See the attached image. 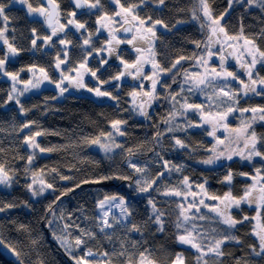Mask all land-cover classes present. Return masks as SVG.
Returning a JSON list of instances; mask_svg holds the SVG:
<instances>
[{
	"label": "trees",
	"instance_id": "1",
	"mask_svg": "<svg viewBox=\"0 0 264 264\" xmlns=\"http://www.w3.org/2000/svg\"><path fill=\"white\" fill-rule=\"evenodd\" d=\"M0 2L6 4L5 15L8 16L7 21L0 17V29H6L5 38L21 50L16 56H8L5 65L7 71L19 73L20 81L35 82L36 78L43 76L38 69L44 68L52 81H59L61 67L59 70L55 68L56 57L59 55L60 59H65L63 53L66 50V75L71 71L70 68L73 69L74 65L80 64L86 58L87 68L93 71L99 69L97 77L100 80L111 81L99 85L95 78L93 88L99 86L102 91H108L116 97H108L112 101L100 99L102 97L96 95L93 98H75L61 94L55 83L44 80L39 88L29 87L18 97L20 105L26 110L22 112L15 100L8 101L13 81L0 73V163H3L13 176L11 186H0V207L14 205L0 211V238L17 250H22L24 264H75L72 257L85 255L88 248L95 254L93 257H87L93 264H103L106 259L111 264H128L129 259L131 264H137L139 253L145 249L148 250L146 256L154 264H172L177 254L183 256L184 264H197L199 253L190 245L177 242V235L182 233L183 229L176 227L181 211L179 205L194 202L193 197L189 194L188 200L185 201L182 197L164 195V192L173 188L187 192L188 189L183 184L184 178L187 177L192 185L191 192L196 193L195 201L207 195L223 196L229 191L233 196L239 197L254 182L252 176L257 168H260L261 175H264V161H261L260 157H254L251 161L228 160L219 167H205L198 163L209 156L207 149L211 144L205 129H192L189 126L201 122L198 118L201 114L196 113L197 111L192 110L194 113L191 120L181 131L170 132L163 126L165 117L173 110L186 112L181 108L184 97H180L178 102H173L170 100V94L179 93L176 86L182 82L183 73L191 67L196 68V57L200 56L205 50V45H208V28H201V21L192 19L193 10L198 9L197 0H165L160 7L156 6L159 0H121L125 6L137 5L134 12L146 21L145 29L156 20H161L168 26L164 29L163 26L156 25L153 29L156 33L154 42L157 62L161 69L170 68L180 56L186 57L185 62L181 61L176 70L161 74L162 81L164 79L166 85L170 86L161 95V106L164 110L160 113L161 118L155 114L156 118L151 117L146 121L134 112L135 100L132 93L137 87L111 79L122 71L120 59L117 57L116 60L101 66L102 58L108 60L107 48L112 47L108 44L111 39L110 31L115 34V29L123 24L121 17H114L112 20L99 19L105 13L113 17L114 12L119 10L113 0H100L102 7L83 11H75L72 0H55L59 5L60 24L66 22L68 13L75 11V19L81 23L86 22L87 31L81 29V33L76 34L73 26H67L65 34H61L60 38L66 35L71 44L65 49V45L53 39V48L50 50L45 49L42 39L37 40L35 48L31 44L32 29H35L36 35L40 37L50 34L51 29L45 27L43 17L41 19L35 14H29L27 6L17 0ZM29 2L33 7L44 5L41 0ZM209 3L214 16L223 14L221 22L228 35L252 40L256 47L264 51V9L256 4L249 5L247 0L243 3L238 0H231V3L230 0H209ZM197 15H200L198 11ZM149 17L151 19H148ZM129 18L131 19V16ZM135 28L137 30V26ZM89 33L90 43L84 45L83 41L89 38ZM195 42H199L200 46L197 47ZM6 46L0 39V58L8 55ZM101 48L105 50L96 51ZM117 51L129 64L135 62L134 53L128 47ZM33 65L36 66V76L27 70ZM254 70L259 79L264 78V62H258ZM16 87L23 90L25 85L17 83ZM234 89L238 90V87L235 86ZM193 104H198V100L195 99ZM203 106L205 110L210 108L208 104ZM238 106L240 109L264 107V94H241ZM203 111L204 109L201 112ZM116 120L126 122L119 125L124 132L119 139L120 147L110 155L92 149L89 141L109 133L112 122ZM26 123L30 124V127H23ZM252 129L261 141L257 148L264 152V122L254 124ZM37 131L43 134L34 137L35 143L52 151L40 152L39 148L25 143V138ZM157 132L161 133L160 137H156ZM176 139L181 140L187 147L176 145ZM29 156L33 157L31 164L27 161ZM163 158L169 162L167 169L161 161ZM129 162L141 166L143 170L148 166L149 170L137 173L129 166ZM229 171L233 175L231 183L224 181ZM161 172L164 175L156 180L149 192L138 190L136 179L150 181ZM240 173L248 175L242 176ZM62 176L69 179H61ZM102 176H128L130 179L83 183L98 180ZM33 177L36 181L51 183L53 189L33 196L27 187L32 183ZM205 181L206 193L198 187ZM77 184L80 187H76ZM112 195L123 196L129 201L130 220L127 224H117L111 230L101 231L98 202L102 197ZM149 199L155 203L156 209L164 214L163 231L157 230ZM199 207V215L205 216V219H197L195 223L205 237L203 244L206 246L212 243L213 238L218 239L224 235L227 226L220 222L216 213L202 205ZM230 214L237 220L244 216L249 217L229 230L240 243L229 241L222 246L223 256L214 257L209 254L204 259L208 264H264V254L257 256L253 252V246L259 251V239L255 232L260 230V226H264V210L261 211L259 221L253 219L256 211L252 205L241 204L239 208L233 206ZM56 224L60 225L70 239L73 254L69 255V250L56 239ZM132 225H136L140 231L132 230ZM81 229L95 233V238L85 236L86 244L76 246L75 238L81 236ZM105 251L109 253L107 258L101 255ZM121 251L125 253L123 256L119 255ZM0 264H17L16 257L3 246H0Z\"/></svg>",
	"mask_w": 264,
	"mask_h": 264
},
{
	"label": "snow or ice",
	"instance_id": "2",
	"mask_svg": "<svg viewBox=\"0 0 264 264\" xmlns=\"http://www.w3.org/2000/svg\"><path fill=\"white\" fill-rule=\"evenodd\" d=\"M20 4L27 6V11L29 14H36L38 16H41L44 18V22L51 28V33L47 36L40 37L36 35V30L32 29L33 38L31 40V44L33 48L36 47L37 40L42 39L44 42V45L47 46L51 43L52 38L57 36L58 32H63L64 29L67 26H74L77 31L83 29L87 31L86 29V22L81 23L80 21L76 20V12L72 11L67 14V19L64 24H59V5L55 3V0H46L47 5L51 6V10L49 7H46L44 5H40L38 7H33V5L29 2V0H17ZM113 2L119 6V10L115 11L113 14V17L108 16L107 13H105L103 16H101L99 19L104 20H112L114 17H121L123 23H128V17L131 16L132 20L138 21L139 27H137V32L135 35L131 37V39L120 40L118 37L110 31V37L111 39L108 41L109 45H112L113 41L116 42V44L120 43H128L132 44L135 47V50L140 53L143 51L142 48L137 47L134 44V41L139 39L144 40L146 39L145 36H140V29L143 28L146 24V21L143 19H140L134 12L137 5L135 4H129L128 6H125L121 3V0H113ZM165 0H159V3L163 5ZM238 2L243 3L244 0H238ZM73 3L75 5L76 9L80 8H90L94 9L98 6L102 7L100 5V0H73ZM198 3V9H194L192 12V19L194 20H200V27L205 28L207 27L209 30V41L210 44L205 45V54L200 55L196 57V63L200 64L201 67H203V72H196V73H183L184 75V83L190 84L191 87H189L188 91H192L193 89H198L200 91H204L205 88L212 87L215 81L218 80H224L227 81L229 78L232 81H238L241 88L239 90L232 89L230 84H223L218 86V92L222 94L223 97H227L229 101L232 102L223 112H217L215 115H213L211 112L207 113V116L202 115L203 123L211 125V130L208 132V135L215 137L216 132L218 130V126H222L225 128V130H228V125L226 123H221L223 121H226L228 114L239 110L242 113L251 112L253 114V118L251 122L243 123L242 126L239 129L233 130L237 132V139L243 140V148L239 149V151H228L227 146L219 152H214V156L210 157L209 159L203 161L206 164H213L217 160H219L221 157L226 158L227 160H232L233 155L240 156L244 160L251 161L253 157H260L261 161H264V152L260 151L257 148V144L261 141L258 139L257 134L254 129H252V122H254L256 114L259 113V119L264 120V107L261 108H243V109H237L235 105L239 104V98L241 94L243 96H247L249 92L254 93L256 95H262L264 94V78L256 79L253 76V69L255 68L256 64L258 62H264V51H261L258 47L255 46L254 42L252 40H248L245 38L244 45H245V52L250 57V60L243 61L241 56H236L235 52L229 53L227 56L224 54L226 51L223 47V43L225 41H222L220 39V36L218 33L223 34L224 37H226L227 40H234L237 39L236 37L229 36L228 33L225 31V28L223 25H221V20H223V14H221L219 17H216L213 15V11L211 8V5L209 3V0H197ZM231 3V0H230ZM247 3L249 5L256 4L261 9H264V0H247ZM6 10V4L0 2V17H2L5 21L8 20V16L5 15ZM197 11L200 13V15H197ZM148 19H151L150 17ZM55 22V23H54ZM99 23V20L97 21ZM59 24V27H56L55 25ZM157 24L162 25L163 27L167 28L168 26L163 24V21L156 20L154 21L150 26H148L145 31L146 33H150L151 37H155L156 33L153 30ZM106 27V25H104ZM6 29H0V39L3 40L4 44L8 46V55H6L4 58H0V73H3L5 76L9 77L12 81V92L8 95V101L15 100L16 104L20 105L19 96H22L25 91L31 88H39L41 83L44 82V80H48L51 83H55L56 87L59 89L60 93L63 94L65 91H67V88L63 87V83L65 80L69 81L70 83H74L75 87L77 88H84L86 85L83 83V74L80 73L76 69H72V71L76 72V76L71 75H65L64 72H61V77L59 81H52L51 78L48 76L47 72L44 68H39L38 71L43 74L42 78H36L35 82L32 80L27 81H20L19 80V73L17 72H9L6 70L5 65L8 61V56H16L21 51L20 49L16 48L12 44L9 43V41L5 38L4 32ZM125 32H131V28H125ZM243 29H241V32ZM89 38L84 39L83 44L89 45L90 43V36L91 33L88 34ZM213 37L216 39L213 40ZM149 48H151L152 40L151 38H147ZM58 42L62 45H65V49L69 44H71V41L67 39V36L65 35L63 38H59ZM197 44V47L200 46L199 42H195ZM211 44H220L221 47L217 48L215 51L212 50ZM248 45H252L251 47H247ZM228 47H234L233 45L229 44ZM105 49H97L96 51H104ZM107 51L109 53V56L116 54L118 59H120L121 64L125 69L129 68H135L137 73H140L142 70V65H140V57L137 58L136 62L133 64H129L127 61L123 60L119 54L117 53L116 47H109L107 48ZM64 57L65 59H60V56L58 55L56 57V64L55 68L60 69L62 64L67 63V51H64ZM91 53H89L90 55ZM258 54V55H257ZM154 55V54H153ZM213 56H217L219 59V65L217 70V67L211 66L209 64V61ZM229 56H232L236 59L237 63H239L240 67L246 70L247 75V82L243 79H240L239 76L235 72L229 71L228 68L225 66L226 61ZM186 57L180 56L174 63H172L171 67L168 69H159L157 63L155 60L148 61L152 64V75L147 76L146 79L151 80V88L148 92L143 93L142 95L146 98L142 104L139 107L141 115L148 116L147 111L144 109V104H149L152 100L157 99L156 95V87L157 83L159 82L158 79H154V77L158 76V72H171L172 69H175L178 64L182 60H185ZM108 60L106 58L101 59V66L104 64H107ZM87 59L80 63L79 67L83 68L85 72L90 73L92 77L96 78L99 85H103L106 83H110V80H100L99 77H97V69L96 71H93L90 68L86 67ZM137 65H140V67H137ZM28 71L33 73V76H36V66L33 65ZM21 71H24V69H21ZM131 74V73H128ZM125 75L124 71L119 72L115 76H113L111 79L115 81H120L121 78ZM258 76V73H257ZM79 77V79H77ZM173 82L175 83V79H173ZM17 83H23L25 85V88L23 90H20L16 87ZM258 85L260 86V90H258ZM162 88L170 87L166 84H161ZM227 89V91L225 90ZM88 91L94 92L96 96L98 97H111L112 99H116V97L112 96L110 92L108 91H102L101 87L97 86L95 88H88ZM183 91V88L181 89ZM15 93V95H13ZM180 93H176L175 95L170 94L171 99L175 100V96L179 95ZM133 96L137 95V93H132ZM167 98V97H166ZM182 109L185 110H194V111H202L203 105L201 104H191V103H184L181 105ZM20 109L22 112L26 111L23 108V105H20ZM183 114V113H181ZM175 114H173L174 116ZM34 123V122H32ZM126 123L125 121L116 120L112 122V128L118 132L120 135H124V132L121 131L119 125ZM165 123H168V121H165ZM189 126H192L189 124ZM202 126V125H197ZM23 127L28 128L30 127V124H24ZM251 129V131H250ZM168 131H172L171 128L168 129ZM43 133L40 131H37L34 133V135H30L25 138V143L30 144L33 148H39L40 152L45 151H52V149H45L41 148L38 143H35L34 137L40 136ZM102 136L105 134H101ZM107 136L111 137L112 133H107ZM161 133L157 132L156 137H160ZM91 144L98 145L100 148H102L106 153L110 152L112 150L111 145L108 143H102L101 139L95 138L89 141ZM217 143L222 144L223 141H221L217 137ZM175 144L178 145L181 148L187 147L181 140L176 139ZM116 147H120V145H115ZM131 152V150H128ZM32 156H29L27 158V161L29 164L32 163ZM168 161H163V166L167 169L168 168ZM129 166L133 168L137 173H142L144 170L140 167H138L136 164L129 162ZM171 170V169H168ZM179 171V168L176 169ZM43 171V170H41ZM164 173L161 172L157 175L156 178L152 180L147 179H136L135 184L138 186V190L140 192H149L150 189H152V186L156 183V180L160 178V176H163ZM242 176H247L248 173H240ZM61 179H69V177L62 176ZM110 179H122V180H129L130 177L128 176H102L98 180L95 181H83V183H99L104 180H110ZM233 179L232 172L229 171L228 174L224 177V181L231 183ZM13 180V176L10 174V170H8L3 163H0V184H5L8 186H11V182ZM252 180L254 181L248 188L245 189L243 195L236 197L233 196L231 191L225 193L223 196H207L208 199L213 201H218L215 205H208L205 204V201L203 198L199 199L198 201H195L196 193L191 192L192 185L189 183L188 178L185 177L183 180V184L188 189L187 192L178 190V189H169L164 192V195H171V196H177L182 197L183 200H188V195L191 194L193 197L194 202H188L185 204H180L179 207L181 209L179 216L177 218L176 227L177 229H183L182 233L177 235V242L190 245L192 248L196 249L199 253V256L197 257V264H208V261L204 259V257L209 256L211 254L214 257H221L224 255V252L222 250V246L229 242V241H235L236 243H240L239 239L232 235L229 231L230 229H234L237 224L243 223V221L248 220V216H244L241 220L235 219L230 214V209L235 206L237 208L240 207L241 204H247L249 206L256 205L255 211L256 216L253 217V219H256L259 221V218L261 216V211L264 210V175H261V169L257 168L255 170V175L252 176ZM37 183L35 177H33L32 183L27 185L28 189L32 192L33 196L42 194L45 189H53V185L51 183H46L44 180L39 181V189L36 190L34 188V185ZM205 184L207 181L204 182ZM259 185V187H257ZM76 187H80L79 184L76 185ZM199 189L201 191L206 193V189L204 188V184L198 185ZM255 193V195H254ZM66 194V193H64ZM114 203L117 207H121L122 214L126 216H130L131 212L127 210L124 205L126 204V201L122 196H105L104 200L99 202V206L103 208L105 206V203ZM149 204L152 205L153 212L155 214V223L157 224L158 231L164 230V221L162 220V216L164 215L162 212H159L158 209H156L155 203L149 199ZM200 205H203L205 208H209L210 211H213L217 214V217H219L220 222L227 226V229L225 230V234L222 235L220 238L216 239L213 238V241L209 245H204V235L202 232L198 230V226L195 223L197 219L204 220L205 216L199 215L200 213ZM221 205L223 207H221ZM14 205L8 204L4 207H0V211H4L5 208H11ZM49 210H51V206H49ZM194 210V211H193ZM108 214L105 213V216ZM102 224L104 227H112V225L108 222L107 219H104L102 221ZM49 226H51V221H49ZM65 227H68V225H65ZM77 228H79L78 225H76ZM104 229L101 228V231ZM132 230H135L137 232L140 231L136 225H132ZM81 231V236L75 238V245H85L86 240L84 239L85 236L94 239L95 233H92L90 231H85L83 229ZM255 235L259 239V251H256L255 246H253V252L255 255L260 256L264 254V226H260V230L255 232ZM57 239H59L57 237ZM35 243V241H33ZM0 246H3L7 251L10 252L13 256L17 259V264H24L23 258H22V250H17L16 247H13L11 244H6L2 238H0ZM63 246V244H62ZM148 252L147 249H145L144 252L139 253V258L137 261V264H145V261L147 260V264H154V262L146 256V253ZM125 253L121 251L119 255L123 256ZM69 255H71V252L69 251ZM95 254L92 252L90 248L86 249V253L83 256H80L79 258L73 256L72 259L75 261V264H93L92 261L88 260L87 257L94 256ZM103 257L107 258L109 257L108 252H103L101 254ZM103 264H111L109 260H105ZM128 264H131V259H129ZM172 264H184L183 257L180 254H177L175 259L173 260Z\"/></svg>",
	"mask_w": 264,
	"mask_h": 264
},
{
	"label": "rangeland",
	"instance_id": "3",
	"mask_svg": "<svg viewBox=\"0 0 264 264\" xmlns=\"http://www.w3.org/2000/svg\"><path fill=\"white\" fill-rule=\"evenodd\" d=\"M156 6L160 7L161 4L157 3ZM36 16H38V15H36ZM38 17L42 18L41 16H38ZM131 19L129 18L128 20L133 22V20H131ZM220 23L222 25V22H220ZM134 26L139 27L138 21H135ZM157 26L162 27V25H160V24H157ZM162 28H164V27H162ZM64 34L65 33H63V35ZM140 36H145L146 39H144V40L146 41L147 38L151 37V34L150 33H146L145 26H144L143 28L140 29ZM236 38L237 39L232 40V42L234 43L233 51L234 52L237 51L238 53L240 51V53H241L240 49H243L244 52H245L244 39L242 37H240V36L236 37ZM215 39L216 38L214 37V40ZM151 40H152L151 49L148 50L146 53H148V56H150V57H156V51L154 49V47H155V42H154L155 38L152 37ZM208 44H210V41H208ZM251 46L252 45H248L247 47H251ZM152 53L154 55H152ZM111 56H113V55H111ZM111 56H109V54H108V57H111ZM245 57L248 60H250V57L247 55L246 52H245ZM254 69H253V76L256 79H259L258 76L256 74H254L255 73ZM188 71H190L191 73L200 72L197 68H194V67H191ZM188 71H187V73H189ZM244 75H246V70L244 71ZM242 79L245 80L244 77ZM223 84H230L231 88L234 89L233 83L226 82V83L218 84V83L214 82L212 87L205 88L204 91H200L198 89H193L192 91H188V89H189V87H191V85L190 84H185L184 83V79H183L182 82L180 83V86L178 87L179 90L176 89L180 94L175 96V100H172L171 97H170V100H172L173 102H178L180 97H184V98L187 99L186 103L193 104V101L195 99H197L198 100V104H201V105L208 104L210 106V108L205 110V108L203 106V109H204L203 113L201 111L200 112L197 111L196 113H199V114H201V115H203L205 117L207 116L208 112H211L213 115H215L217 112H223L230 104H232V102L229 101L227 99V97H223L222 94H220L218 92V86L223 85ZM234 85L238 86V90L241 88V86L239 85V82H235ZM182 88H183V91H181ZM225 90L227 91V89H225ZM258 90H260V86L259 85H258ZM235 107L237 109H240L238 105H235ZM255 108H258V107H255ZM191 112L192 111H188V110H186V112H181L178 109L174 110L170 116L167 115L165 117L163 126L166 128L167 131H168L169 128H171L172 131H170V132L181 131V129H184V125H188V121L191 120V114H190ZM181 113H183V114H181ZM192 113H194V112H192ZM173 114H175V115L173 116ZM201 115L198 117L199 119H201ZM259 115H260L259 113L256 114L255 120H254V122H252V126L254 124H258L260 122H264V120H260L259 119ZM252 118H253V114L251 112L242 113L239 110H237V111H234V112L228 114L226 122H228V123L230 122L231 123L233 121H237V123H239V125L238 126L237 125L236 126H230L229 125L228 130L224 131V133H225L224 135H222V132L219 131L221 129V126H218V130L216 132V136L215 137L216 138L218 137L221 141H223V143L222 144H218L217 143L216 145H212L210 148H208L207 151L209 152V156L206 159L202 160L201 162L198 161V163L204 165L205 167H219V166L223 165L224 161H226V160H223L224 157H221L219 160H217L213 164H206L203 161L209 159L210 157H213L214 156V152H219V151L223 150L225 148V146H227L229 152H231V151H239V149L243 148V140L242 139H237V132L233 131V130L239 129L242 126V122L243 123L251 122ZM165 121H168V123H165ZM200 123H202V122H196L195 125L190 126V127L192 129H196V128L199 129V128L202 127L203 129L206 130V136H207L208 135V131H209V127L206 124H201L202 126H197L198 124L200 125ZM181 124H182V126H181ZM120 129H121V127H120ZM109 133H112L111 137H109L107 135H104L100 139H101L102 143H108L109 145H111L112 150L110 152L106 153L102 148H100L98 145H95V144H92L91 148L96 150V151H98V152H100V153H102V154H105V155H110V154L114 153L116 151V149H117V147L115 145L119 144V139L122 138V137L113 128H111ZM233 157L234 158H239L242 161H248V160L242 159L240 156H237V155H233ZM255 158H257V157H255ZM161 161H164V158ZM165 161H167L166 158H165ZM138 167L141 168V166H138ZM144 170H149L148 166H146L144 168ZM39 181L40 180H38L36 185L34 186V188L37 189V190L40 187ZM203 184H205V183H203ZM0 186L7 187L8 185L0 184ZM257 187H259V185H257ZM48 190L49 189H45V191L42 194H44ZM200 194L203 195V193H201V192H200ZM254 195H255V193H254ZM116 196H120V195H116ZM104 198L105 197H102L99 200V202L104 200ZM123 198L126 201V204L124 205V207H126L127 210L130 212L129 201L125 197H123ZM197 198H200V197H197ZM203 199H204L205 202H208L207 200H209L207 198V196L204 197ZM99 202H98V216H99V220H100V223H101V227L104 230H111L117 224H123L124 225V224H127L129 222L130 216H126V215L122 214L121 207H117L114 203L106 202L105 206L103 208H101L99 206ZM252 206H254L256 208V205H252ZM105 213H107L108 215L105 216ZM104 219H107L108 222L112 225V227H104V225L102 224V221ZM56 222L58 223V220ZM54 233H55L56 239L58 237L59 239H57V240L61 244H63V246L65 248H67L71 252V254H73V245H72L70 239L65 235V232L60 227V225H58V224L55 225ZM90 257H93V256H90ZM145 264H147V261H145Z\"/></svg>",
	"mask_w": 264,
	"mask_h": 264
},
{
	"label": "flooded vegetation",
	"instance_id": "4",
	"mask_svg": "<svg viewBox=\"0 0 264 264\" xmlns=\"http://www.w3.org/2000/svg\"><path fill=\"white\" fill-rule=\"evenodd\" d=\"M59 13H60V10H59ZM42 21L44 23V18L42 19ZM59 24H60V15H59ZM59 24H56V27H59ZM44 25H45V23H44ZM45 27H46V25H45ZM65 31H66V29H64L63 32H58L57 36L53 37L52 40L53 39H54V41L55 40H58L60 38V35L63 34ZM136 32H137V30H136V28L134 26V34L133 35H135ZM49 33H51V31H49ZM218 35L220 36V39L222 41H225L223 43V47L226 50L224 52V54L227 56L229 53L234 52L233 51L234 47H228L229 44H231V45L234 46V43L232 42V40H227L226 37L223 36V34L218 33ZM149 38L152 39V37H149ZM118 39L127 41L128 39H131V37L130 38L118 37ZM213 40H214V37H213ZM134 44L137 47L142 48L143 51L140 52V53H138L135 50V47L132 44H128V43H120L118 45L116 43H112V45H111L112 47L113 46L116 47L117 50H120L122 47H128L129 49H131L133 51V53H134V56H135V62H136L137 58L140 57V65H142L141 72L140 73H137L135 68L125 69L124 67H122V71L125 72V75L121 78L120 81L121 82H124V83H130L133 86L137 87V90L134 91L135 93H137V95H135V96L132 95L133 99L135 100L133 102V107L135 108V111L134 112L137 113L141 117V119H143V120L146 121V120H148L151 117H155V114L159 115L160 116L159 118H161L160 113H163V110H164L163 107L161 106V95H162V92L167 89V87L166 88H162L161 87V84H166V81L164 79L162 81V78H161V74L163 72H158V76L157 77H154V79H158V81H159L157 83V87H156V95H157L158 98L155 99V100H152L150 102V106H149V104H144V109L147 111L148 116L146 117L144 115H141V113H140L139 107L142 104V102L146 99L142 94L145 93V92H148L150 90V88H151V80L146 79V77L152 75L153 69H152V64L149 63L148 61H151V60L154 59L155 62L157 63V65H158V68L161 69V67L159 66V64L157 62V56L156 57H150V56H148V53H146L148 50L151 49V48H149V45H148V41L147 40L146 41L145 40H141L138 37L137 40L134 41ZM211 47H212V50L215 51L217 48L221 47V45L220 44H211ZM52 48H53V42L51 41V43L49 45H47L45 47V49L50 50ZM154 49H155V47H154ZM240 50H241V53H240V51H239V53L237 51H235L236 56H241L243 61H247L248 59L245 57L244 50L243 49H240ZM204 54H205V50L202 52L201 55H204ZM152 55H153V53H152ZM116 59H117L116 54L115 55L113 54V56L108 57V62L109 61L110 62L111 61H114ZM182 61L185 62V60H182ZM210 63H212V65ZM209 64L211 66L217 67V70H219V68H218L219 59H218L217 56H213L211 58V60L209 61ZM79 65L80 64L74 65V68L73 69H76L80 73L83 74V83L86 85V87H84V88H77V87H75L74 83H70L69 81L65 80L62 86L65 87V88H67V91H65L63 93V95H69V96H73L75 98H80V97H91V98H93V96H95V93L88 91V88H93V81L95 80V78L92 77L90 73L85 72V70L83 68H80ZM140 65H137V67H140ZM179 66L180 65L178 64L175 69H172V71L176 70ZM194 66L200 72H203V67H201L200 64L196 63ZM225 66L228 68L229 71L235 72L237 74V76L240 77V79H242L244 77L245 78V81L247 82V75H244V71L245 70L240 67L239 63H237V61H236V59L234 57L229 56L228 59H227V61H226V65ZM66 68H67V63L66 64H63L61 66V70L60 71L61 72L63 71L64 74H65V69ZM69 70H71V71H69V74H67V75H71V76H74L75 77L76 76V72L75 71H72V68H70ZM128 73H131V74H128ZM77 79H79V77H77ZM183 79H184V77H183ZM226 82L233 83V87H235L237 85H234V84H235V82H238V81H232L230 78L227 81H224V80L215 81V83H218V84H220V83L222 84V83H226ZM176 84L177 83L175 81V85ZM179 86L180 85H178L176 87H179ZM173 95H175V93ZM248 95H255V94L250 92V93H248ZM100 99H108L109 101H112V99H109L107 96L102 97ZM185 102H187V100L184 98L183 99V103H185ZM188 111H192V110L189 109ZM172 112L169 113V114H167V115L170 116L172 114ZM190 114H191V116L193 115L192 112ZM201 122L202 123H200V125L201 124H205V123H203L202 115H201ZM221 123H226L228 125V127H229V125L230 126H236V125L238 126L239 125V123H237V121H233L231 123L230 122L228 123L226 121H223ZM206 125L209 127V131H210L211 130V125H208V124H206ZM219 131L222 132V135L225 134L224 133V131H225V128L224 127L221 126V129ZM207 138L209 139V143L211 144V146L217 144V138L216 137L207 135ZM234 159H239V158H234L233 157L232 160H234ZM223 160L228 161L226 158H223ZM207 201L208 202H205V204H208V205H215V204L218 203V201H213V200H210V199L207 200ZM221 207H222V205H221ZM207 210H210V209L207 208Z\"/></svg>",
	"mask_w": 264,
	"mask_h": 264
},
{
	"label": "water",
	"instance_id": "5",
	"mask_svg": "<svg viewBox=\"0 0 264 264\" xmlns=\"http://www.w3.org/2000/svg\"><path fill=\"white\" fill-rule=\"evenodd\" d=\"M42 1V3L46 6V7H49V9L51 10V6H49V5H47V3H46V0H41ZM56 3V2H55ZM57 4V3H56ZM72 5H73V8L75 9V11H83V10H87L88 8L87 7H85V8H80V9H76L75 8V5H74V3H73V0H72ZM58 11H59V9H58ZM45 23V22H44ZM55 23V22H54ZM45 25H46V27L48 28V29H51V28H49V26L45 23ZM56 26V25H55ZM125 28H131L132 29V31L131 32H125L124 31V29ZM73 30H74V32L76 33V34H79V33H81V30H79V31H77L76 30V28L73 26ZM115 35L117 36V37H126V38H130V37H132L133 36V34H134V23L132 22V21H129L128 23H123L122 25H120L119 27H117L116 29H115ZM7 47V46H6ZM8 49V48H7Z\"/></svg>",
	"mask_w": 264,
	"mask_h": 264
}]
</instances>
